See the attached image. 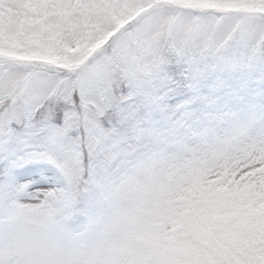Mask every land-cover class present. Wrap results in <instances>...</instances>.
I'll list each match as a JSON object with an SVG mask.
<instances>
[{"label": "snow or ice", "instance_id": "obj_1", "mask_svg": "<svg viewBox=\"0 0 264 264\" xmlns=\"http://www.w3.org/2000/svg\"><path fill=\"white\" fill-rule=\"evenodd\" d=\"M0 264H264V0H0Z\"/></svg>", "mask_w": 264, "mask_h": 264}]
</instances>
